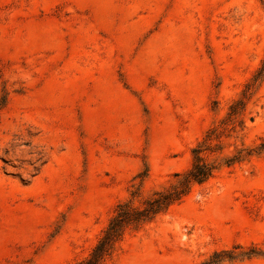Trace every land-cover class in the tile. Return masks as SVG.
I'll use <instances>...</instances> for the list:
<instances>
[{"label":"rangeland","instance_id":"obj_1","mask_svg":"<svg viewBox=\"0 0 264 264\" xmlns=\"http://www.w3.org/2000/svg\"><path fill=\"white\" fill-rule=\"evenodd\" d=\"M264 0H0V264H264ZM258 78V79H257Z\"/></svg>","mask_w":264,"mask_h":264},{"label":"trees","instance_id":"obj_2","mask_svg":"<svg viewBox=\"0 0 264 264\" xmlns=\"http://www.w3.org/2000/svg\"><path fill=\"white\" fill-rule=\"evenodd\" d=\"M263 75L264 67L258 78ZM193 153L196 155L194 165L179 186L156 193L152 199L145 202L144 208H133L129 204L120 205L116 216L111 220L91 255L80 264H102L130 225H141L151 221L156 215L165 212L171 205L185 197L192 184L201 185L209 180L215 168L199 156L200 150H194Z\"/></svg>","mask_w":264,"mask_h":264}]
</instances>
